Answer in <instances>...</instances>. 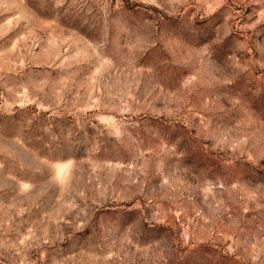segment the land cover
<instances>
[{
    "label": "rangeland",
    "instance_id": "374dc122",
    "mask_svg": "<svg viewBox=\"0 0 264 264\" xmlns=\"http://www.w3.org/2000/svg\"><path fill=\"white\" fill-rule=\"evenodd\" d=\"M0 264H264V0H0Z\"/></svg>",
    "mask_w": 264,
    "mask_h": 264
}]
</instances>
